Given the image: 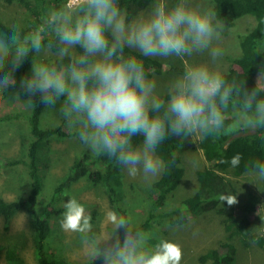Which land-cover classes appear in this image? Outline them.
I'll list each match as a JSON object with an SVG mask.
<instances>
[{"label": "clouds", "instance_id": "9594fccd", "mask_svg": "<svg viewBox=\"0 0 264 264\" xmlns=\"http://www.w3.org/2000/svg\"><path fill=\"white\" fill-rule=\"evenodd\" d=\"M225 26L206 0H151L146 11L130 18L119 0H62L38 21L0 32V92L15 85L13 71L31 56L30 73L21 81L28 109L40 103L60 112L70 132L96 156L106 155L130 177H157L165 165L156 155L169 136L206 139L224 133L264 131V89L245 88L228 79L223 51L214 45ZM138 53L139 55L126 54ZM198 60V57H205ZM144 58H181L185 70L157 90ZM19 100V95H17ZM140 138L139 146L134 138ZM239 153L230 161L235 168ZM264 181V161L247 166ZM229 206L235 194H221ZM60 221L66 232L79 233L103 264H180L181 246L155 239L131 217L108 213L111 233L89 238L92 217L75 197L63 204ZM125 229L123 242L114 234ZM109 243L102 251L98 245Z\"/></svg>", "mask_w": 264, "mask_h": 264}, {"label": "trees", "instance_id": "16d2710c", "mask_svg": "<svg viewBox=\"0 0 264 264\" xmlns=\"http://www.w3.org/2000/svg\"><path fill=\"white\" fill-rule=\"evenodd\" d=\"M6 3H17L26 13L22 28L30 26L34 21L42 18L50 8L60 6L62 0H4ZM217 18L226 26H233L242 17H251L255 21L254 27L242 35L239 41L240 53L231 59L232 66L228 79L244 81L245 88L251 91L255 87L264 89V0H211ZM120 6L127 10L129 17H135L139 12L150 6L151 0H119ZM9 27L0 22V32H8ZM126 54L139 55L130 53ZM145 71L150 79L163 71L161 60L156 58L140 57ZM31 56L25 59L21 66L13 71L15 85L11 92L24 102L28 99L27 93L21 88V81L30 73ZM7 92H0V101ZM36 107L20 112L0 115V123H20L25 130V143L22 144V155L15 160H0V166H15L21 172V181L24 186L22 199L5 201L0 198V217L6 229L11 220L19 213L24 212L31 235L33 256L36 264H71L66 258L55 255L47 248V241L51 235L54 219L62 213L64 208L58 209L61 196L69 189L70 184H78L83 180L102 190L112 209L118 214L126 215L121 208L124 193L122 190V166L114 158L106 155L96 156L93 153H79L67 168L66 177L53 189L51 197L44 202L40 198L43 190L44 173L50 164L49 146L55 138L78 137L75 132L67 131L62 124L46 128L41 125V116L46 106L40 103L39 95L32 97ZM32 112V113H31ZM191 137L169 136L157 148L156 155L164 162V169L157 180L150 184L145 194V215L138 221L133 220L132 226L144 231L152 229L151 222L166 217L171 226L183 225L191 218L199 217L208 212L220 216L221 224L227 234L226 239L219 243L217 249H209L197 258L198 264H234L237 248L249 249L250 244L260 248L264 246V237L255 234L251 228V215L259 203V198L252 192L240 197L243 206L240 215L236 216L233 205L220 201L221 194L231 191L226 183L225 173L240 177L249 173L248 165L255 160L264 161V131H241L234 134L224 133L216 137L199 140V148L208 167L196 172L195 192L185 197L179 196L174 208L159 212L161 205L173 194H176L180 182L185 176V168L181 164L179 150L188 144ZM134 145L140 144V138H134ZM188 146V145H187ZM237 153L241 162L237 167L230 163ZM49 155V156H48ZM100 166V169H98ZM264 195V181H262ZM66 191L63 193V190ZM154 190V191H153ZM182 191V190H181ZM160 192V193H159ZM202 193V194H201ZM204 195V196H203ZM185 197V198H184ZM183 198V199H182ZM155 201V202H154ZM150 205V206H149ZM97 215V212L93 215ZM95 218L92 216V219ZM125 229L120 230V240L123 242ZM96 230H92L89 238H96ZM236 241L240 245H237ZM15 245H7L4 259L7 264H25L18 255ZM61 261V263H60ZM65 261V262H64ZM81 264H103V256L93 259L89 257Z\"/></svg>", "mask_w": 264, "mask_h": 264}, {"label": "rangeland", "instance_id": "374dc122", "mask_svg": "<svg viewBox=\"0 0 264 264\" xmlns=\"http://www.w3.org/2000/svg\"><path fill=\"white\" fill-rule=\"evenodd\" d=\"M206 3L211 7L213 5L211 0H206ZM23 9L17 3H6L4 0H0V22L9 27L22 25L27 17ZM254 25L255 21L253 18L248 16L242 17L233 26L224 25L225 28L220 40L214 42V45L219 47L224 53L221 57V66L226 74H229L231 70V59L237 57L240 53L239 41L241 36L250 31ZM205 58L206 56L198 57L197 59L203 60ZM156 59L162 61L163 71L161 74L154 75L150 79H155L157 90L163 92L167 89L171 80L185 70L187 64L184 59L175 57L167 59L157 57ZM5 91L7 95L0 101V115L28 110L22 101L20 99L17 100V96L11 92V86ZM61 103L62 101H58L55 108L46 107L41 116V125L43 127L51 128L62 124L69 131L67 122L59 110ZM25 137L24 127L20 123H0V160H15L20 158ZM199 140V137L192 136L189 143L179 150L178 154L181 164L185 168V176L179 184L182 191L178 190L176 194L169 197L164 206L161 205L159 212L174 208L179 196L187 197L190 192H195L196 172L203 169V167L209 166L199 148ZM49 151L50 164L44 173L41 202L51 197L53 189L64 180L68 166L79 153L92 154L81 143L78 137L55 138L50 143ZM98 169H100V166H98ZM122 173L124 178L122 185L124 198L120 206L126 210V215L131 217L132 221H138L145 215L147 205L145 194L148 193V186L157 180L161 173L155 178H145L142 173L136 177H130L124 168H122ZM224 176L227 186L231 190L229 193L235 194L238 201V203L233 205L236 216L240 215V207L243 206V201H240V197L248 192H252L259 198V203L251 215V228L255 234L264 237V195L261 190L263 187L262 181L255 180L249 173L236 177L227 172ZM65 191L66 189L63 190V193ZM23 194L24 186L21 181L20 170L15 166H0V198L5 201H13L22 199ZM70 197H75L84 205L86 211L91 214V217H95L91 220V223L93 229L97 231L95 234L96 238L102 240L108 235V232L109 234L111 233L112 224L109 222L108 213L110 211L117 213V211L114 208L112 209L102 190L98 189V186L95 187L86 180L78 184H70L69 189L61 196V201L58 202V209H61ZM63 212L64 210L52 222L47 248L51 249L55 255L66 258L71 264H81L93 256L92 247L90 244L85 245L83 243L81 234L66 232L61 228L60 221ZM95 212H97V215H93ZM168 222L166 217L160 218L155 222L153 221L151 222L152 229L147 232L152 235L154 240L163 238L178 243L182 249L180 264H198L197 258L199 255L209 249H217L219 243L227 237L221 224L220 216L214 212H208L199 217L191 218L183 225L171 226ZM5 227V223L0 217V264H7L4 259V251L7 245H15L17 247L19 251L18 255L24 260L25 264H36L25 213L19 212L8 224V228L6 229ZM121 229H118L114 234L113 240L115 239V235L120 236ZM111 242V240L102 242L97 247L102 251ZM236 243L240 245L238 241ZM236 248L234 264H264V246L260 248L257 245L251 246L250 244L249 249Z\"/></svg>", "mask_w": 264, "mask_h": 264}, {"label": "bare ground", "instance_id": "6f19581e", "mask_svg": "<svg viewBox=\"0 0 264 264\" xmlns=\"http://www.w3.org/2000/svg\"><path fill=\"white\" fill-rule=\"evenodd\" d=\"M32 113V112H31ZM49 156V155H48ZM60 174V173H59ZM154 191V190H153ZM160 193V192H159ZM183 194V193H182ZM202 194V193H201ZM204 196V195H203ZM183 199V198H182ZM155 202V201H154ZM150 206V205H149ZM125 215V214H124ZM259 221V220H258ZM108 234H109V232H108ZM65 262V261H64ZM60 263H61V261H60Z\"/></svg>", "mask_w": 264, "mask_h": 264}, {"label": "built area", "instance_id": "2783aa9c", "mask_svg": "<svg viewBox=\"0 0 264 264\" xmlns=\"http://www.w3.org/2000/svg\"><path fill=\"white\" fill-rule=\"evenodd\" d=\"M73 2V0H68V4L70 5Z\"/></svg>", "mask_w": 264, "mask_h": 264}]
</instances>
